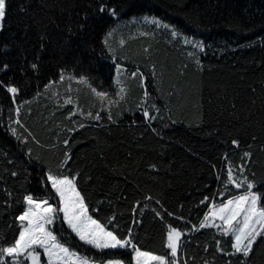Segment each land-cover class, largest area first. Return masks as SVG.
I'll return each mask as SVG.
<instances>
[{
    "label": "snow or ice",
    "instance_id": "snow-or-ice-1",
    "mask_svg": "<svg viewBox=\"0 0 264 264\" xmlns=\"http://www.w3.org/2000/svg\"><path fill=\"white\" fill-rule=\"evenodd\" d=\"M154 6L152 0H89L86 7H81L80 0H24V3L14 9V0H0V33L8 30V21L12 19L14 12L19 17L17 27L22 33L19 40L11 38L0 43V73L7 76L13 71L12 62L7 57L15 50L19 53L16 71L20 76V82L13 78H0V89H4L8 97L7 105L0 104V131L14 140L18 153L17 155L0 146V160L5 161L12 169L9 171V168H5L4 171L13 179L21 176V171L17 170L18 160L24 174L19 199L6 187L3 189L7 199L3 201L4 211H0V217L13 207V200L21 210L18 215L11 217L12 223L7 225L9 229H13L14 238L9 241L6 233L0 231V264H126L124 259L114 254L109 255L110 250H129L127 264H190V261L195 264V257H187V247L192 233L201 230H214L211 242L204 247L205 253L214 248L212 259H203L202 264H217V257L223 260V264H264V166L259 170L255 167L254 153L251 150L253 144H248L247 150H242L241 141L233 138L230 144L239 150L237 155L224 153L221 157L222 167L210 164L217 187L213 191L210 184L204 185L208 194L202 195V199L195 205L202 212V218L198 216V223H191L185 216L184 204H179L178 210L172 211L164 206L161 199L145 195L143 201L136 200L132 205L131 219L126 228H122L115 212L103 219L99 218L98 214L105 203L112 207L110 195L97 201L94 207L88 203L80 186L85 173L80 169H72L74 161L70 148L71 136L60 141L59 133L56 134L57 144L52 145V148L62 144L64 151L55 167L47 156L34 152L30 146L35 144L44 147L23 119L25 114H31L30 110L27 113L24 111L31 104V100L22 98L24 89L32 79H39L44 54L50 51L61 62L70 58L73 68L83 65L85 54L94 56L95 49L87 47L84 37L93 28L96 17L101 20L107 17L116 25L107 30L100 48V57L110 59L115 66V91L105 89L103 84H96V77L89 74L93 71L91 68L89 71L66 74V68L60 67L58 79L48 80L43 85L42 92L40 85L36 86L37 96L49 95L56 98L58 107L72 106L66 119L76 126L66 128L67 132L73 133L85 128V121L97 122L93 125L95 127L118 125L123 116L121 105L127 103L130 89L121 80V72L126 69L119 61L126 40L121 37L117 48L110 43V39L120 31L119 22L124 14L132 15L133 19L123 27L137 26L136 32L140 37L154 38L156 32L163 31L172 41L190 47L192 50L186 55L194 60L200 72L204 71L197 53H204L210 46L202 40L190 38L175 25L164 22L155 15H140L139 18L134 15L151 12ZM192 23L199 27V18ZM144 26H151L154 30L145 31ZM261 27L264 29V21L261 22ZM236 29L247 35L246 25H237ZM135 38L130 32L129 39ZM256 42L264 46V36ZM143 54L150 59V47H145ZM183 67L187 68V64ZM150 74L157 81L155 90L160 95L156 98L145 87L147 77L139 67L130 74V78L139 79L143 89L135 111L140 114L146 128L163 139V134L155 127L154 122L161 121L163 128L178 123L172 118L174 101L178 108L191 102L194 108L200 110L203 104L181 96L176 85H171L165 93L164 71L162 69L158 77L154 63L150 67ZM66 80L68 87L64 89L61 104V93L57 85H63ZM72 82L77 85L75 89L72 88ZM84 89L98 102L97 110L85 111L80 107L78 97ZM74 91L77 99L73 98ZM157 99H165L163 110L168 112L167 119L162 115V107L156 102ZM235 107L233 103V115ZM77 116L82 118L78 122L73 120ZM202 119L201 115L196 127L201 126ZM130 123L136 125L138 122L132 118ZM256 139L253 135L252 141L255 142ZM100 158L103 159L102 156ZM150 169L153 172L159 171L156 164L150 165ZM33 172L36 173L35 179L44 193L42 196L33 194L26 187L33 179ZM92 180L93 177L87 175L86 183H91ZM120 198L125 197L121 194ZM149 202L156 205L150 209L154 218H159L164 223L161 241L163 251L160 253L145 250L138 244L136 229L143 227ZM191 212L192 209H188L189 216ZM165 217L178 223L167 222ZM189 224L191 227H188ZM91 250H95L98 255L89 254Z\"/></svg>",
    "mask_w": 264,
    "mask_h": 264
},
{
    "label": "trees",
    "instance_id": "trees-1",
    "mask_svg": "<svg viewBox=\"0 0 264 264\" xmlns=\"http://www.w3.org/2000/svg\"><path fill=\"white\" fill-rule=\"evenodd\" d=\"M155 5L151 12L136 13L140 15H155L164 22L171 23L179 28L183 34L190 38L202 40L210 46L204 53H197L204 65L200 72L192 58L186 53L191 51L182 43L172 41L163 31L156 32L155 37H140L136 27L123 25L133 19L132 15L124 14L120 20V31L110 39L114 47L119 48L118 41L121 37L126 40L124 49L120 52V63L126 71L121 72V80L130 89L127 103L121 105L123 116L118 125L95 127L97 122L85 121L86 127L76 132L69 133L66 128L75 127L67 119V114L72 106L58 107L56 98L49 95L37 96V85L40 91L50 79H58L59 68L65 67L66 74L93 71L89 74L96 77V84H103L109 91H115L114 80L116 77L115 66L110 59L100 57L101 42L110 27L116 25L107 17L101 20L96 17V22L84 39L87 47L95 49V55L85 54L83 65L73 68L70 58L63 62L54 52L44 54L39 79H32L30 85L24 89L23 99L31 100V104L24 109L30 110V115L23 116L24 121L36 134L44 147L30 145L34 152L47 156L55 167L56 161L62 157L64 148L57 144L59 140L72 137L70 148L73 153L72 169L82 170L85 178L81 179L80 186L88 198V203L95 206L97 201L111 196L112 207L105 203L99 218L110 216L113 212L118 214V222L126 228L130 222L131 208L136 200L143 201L145 195H152L161 199L166 208L177 211L179 204H184V214L191 223H198V216L202 212L196 208L202 195H207L204 185L210 184L214 191L217 187L213 169L210 164L217 167L223 166L221 157L224 153L236 156L239 150L231 146L230 140L237 138L241 141V149L247 150L248 144H253L255 167L257 170L264 166V46L256 42L264 36L261 22L264 21V0H152ZM24 0H14V9ZM89 0H80L81 7H86ZM187 14V18H186ZM199 18V27L192 23ZM19 17L13 13L8 21V30L0 33V43L11 38L19 40L22 33L17 27ZM247 26V35L238 31L236 26ZM250 29V31H248ZM143 30L153 31L151 26H144ZM135 39H129V33ZM256 42V43H252ZM28 47V45H26ZM150 47L151 58L143 54V49ZM19 53L15 50L7 59L12 62L13 71L7 76L0 73V78H13L20 82L17 69ZM31 59V56H29ZM156 64L157 76L164 71V92L176 85L179 94L189 98L197 104L202 103L203 108L198 110L190 102L183 108H178L173 102L172 118L177 120L175 125L163 128L162 122H154L155 127L163 134V139L146 128L140 114L135 111V106L142 97L143 89L138 78H130V74L137 67L147 77L145 87L153 98L160 94L156 92L157 81L150 74V67ZM187 64V68L183 65ZM98 69V71H95ZM15 72V76H14ZM184 75H181V73ZM68 87L67 80L63 85H57L61 93V104L64 89ZM77 87L72 82V88ZM252 89H255L253 92ZM73 98L77 99L75 91ZM80 107L85 111L97 110L98 102L84 89L78 97ZM162 107V115L167 119L168 112L163 110L165 99H157ZM8 97L4 89H0V104L7 105ZM235 104L233 115L232 104ZM131 109L132 111H128ZM115 111V109H114ZM200 127L195 125L200 122ZM135 118L136 125H131L130 120ZM80 117H73L79 121ZM101 123H104L103 121ZM191 125V126H189ZM257 137L252 141V136ZM0 146L16 153L14 140L0 131ZM130 154V155H129ZM103 157L101 159L100 157ZM156 164L158 172H153L150 165ZM9 168L5 161L0 160V211H4L2 204L7 199L3 192L6 187L16 199L22 195L20 187L24 180L23 169L17 161V170L21 176L13 179L4 170ZM113 169H116L114 172ZM87 175L93 180L86 183ZM33 179L26 187L35 195H43L40 185L32 173ZM121 194L123 197L120 198ZM156 207L149 202L145 210V219L138 232V244L145 250L157 253L163 251L161 241L164 235V223L159 218H154L150 209ZM192 209L189 216L188 209ZM203 208V206H201ZM20 207L13 200V207L4 212L0 217V231L6 233L11 241L14 238L13 229L7 225L12 223L11 217L18 215ZM122 214V216H120ZM167 222L178 223L172 218L165 217ZM66 227V226H65ZM191 227V224L188 225ZM214 230H201L194 232L189 237L187 257H195V264H202L203 259H212L210 248L208 253L204 247L211 242ZM89 254L98 255L95 250ZM115 255L126 261L129 259V250H110L109 255ZM182 258H184L182 256ZM191 264V261H190ZM217 264L223 260L217 257Z\"/></svg>",
    "mask_w": 264,
    "mask_h": 264
}]
</instances>
